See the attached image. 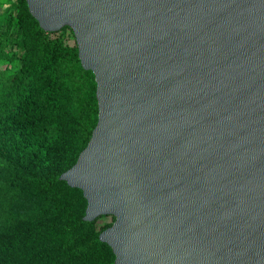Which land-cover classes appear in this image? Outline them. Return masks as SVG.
I'll return each mask as SVG.
<instances>
[{
    "label": "water",
    "instance_id": "95a60500",
    "mask_svg": "<svg viewBox=\"0 0 264 264\" xmlns=\"http://www.w3.org/2000/svg\"><path fill=\"white\" fill-rule=\"evenodd\" d=\"M69 27L98 122L60 179L115 264H264V0H26Z\"/></svg>",
    "mask_w": 264,
    "mask_h": 264
},
{
    "label": "trees",
    "instance_id": "16d2710c",
    "mask_svg": "<svg viewBox=\"0 0 264 264\" xmlns=\"http://www.w3.org/2000/svg\"><path fill=\"white\" fill-rule=\"evenodd\" d=\"M2 15L0 28L10 32L6 44L12 47L26 44L27 60L13 77L6 81L0 78V159L12 154L23 184L48 199L56 186L64 182L61 175L76 164L97 125V83L94 74L82 67L78 50L73 74L69 81L65 79L61 70L64 61L60 58L62 49L54 48L51 38L54 33L41 29L30 14L26 0H13ZM4 34L0 33V38ZM78 82H83L84 86ZM86 89H89L91 120L84 128L79 116L66 119L65 114L68 106L74 105L75 95ZM64 183L69 191L75 192L79 200L85 202L86 209L87 200L83 192ZM84 216L79 215L62 229L76 232L96 222H86ZM99 236L95 235L81 244L73 239L66 240L57 252L39 246L22 264H115L113 250L102 243ZM96 247L106 249L109 258L90 256ZM7 251L9 264H18V252L12 247Z\"/></svg>",
    "mask_w": 264,
    "mask_h": 264
},
{
    "label": "rangeland",
    "instance_id": "374dc122",
    "mask_svg": "<svg viewBox=\"0 0 264 264\" xmlns=\"http://www.w3.org/2000/svg\"><path fill=\"white\" fill-rule=\"evenodd\" d=\"M12 1L0 0V22L4 10L12 5ZM5 31L6 29L0 28V33H5L0 38V78L4 81L13 77L27 60L26 44L20 43L14 47L6 44L5 40L10 32ZM51 38L54 48L62 49L63 56L60 57L64 60L61 63L62 75L69 81L76 67L75 54L78 49L75 35L71 28L66 27L52 34ZM78 84L84 86L83 82ZM90 112L89 89H86L75 95L74 105L68 106L65 118L79 116L86 128L91 120ZM15 163L12 154H8L6 159H0L1 263L9 264L10 255L7 251L9 247L18 252L17 263L22 264L25 258L31 257L33 249L39 246L57 252L66 240L73 239L75 243H84L89 238L101 234L106 227H111L115 222L113 216H103L92 225H85L76 232L64 231L63 225H70L79 215H85V202L79 200L75 192L69 191L64 182L56 186L48 199L41 197L30 186L23 184L24 181L21 180L22 176ZM90 256L109 258L107 250L102 247L94 248Z\"/></svg>",
    "mask_w": 264,
    "mask_h": 264
}]
</instances>
